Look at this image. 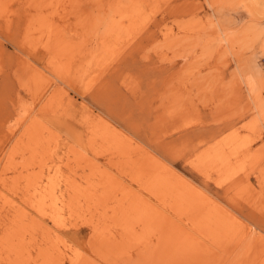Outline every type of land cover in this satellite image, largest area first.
Returning a JSON list of instances; mask_svg holds the SVG:
<instances>
[{
    "label": "rangeland",
    "instance_id": "374dc122",
    "mask_svg": "<svg viewBox=\"0 0 264 264\" xmlns=\"http://www.w3.org/2000/svg\"><path fill=\"white\" fill-rule=\"evenodd\" d=\"M0 264H264V0H0Z\"/></svg>",
    "mask_w": 264,
    "mask_h": 264
}]
</instances>
